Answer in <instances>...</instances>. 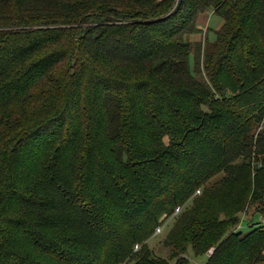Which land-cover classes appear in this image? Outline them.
Returning a JSON list of instances; mask_svg holds the SVG:
<instances>
[{
    "label": "trees",
    "instance_id": "obj_1",
    "mask_svg": "<svg viewBox=\"0 0 264 264\" xmlns=\"http://www.w3.org/2000/svg\"><path fill=\"white\" fill-rule=\"evenodd\" d=\"M189 252L264 264V0H0V264Z\"/></svg>",
    "mask_w": 264,
    "mask_h": 264
},
{
    "label": "rangeland",
    "instance_id": "obj_2",
    "mask_svg": "<svg viewBox=\"0 0 264 264\" xmlns=\"http://www.w3.org/2000/svg\"><path fill=\"white\" fill-rule=\"evenodd\" d=\"M206 15H207L206 19L204 17L200 18L199 23H198V25H200L199 27H201V30H202L201 35H198L197 37H195L196 40H199L202 43L205 40L207 34H208L209 38H211L213 33L216 32V30H218L222 24L221 18L218 17L217 15H214L212 11L207 12ZM209 30H210V32H208ZM177 213H175V214H177ZM243 219L246 220V217L243 216ZM169 221H166L164 223V225L162 227H160V233L157 234L156 237H154L153 239H151L148 242L149 247L153 251V253L156 256H159L161 258H166L168 255V251L162 246V240L169 230V227H170ZM244 226L245 225L243 224L242 228H245ZM247 231L248 230H246V229H242L243 233H246ZM210 255L211 254H208V252H207V257ZM187 257L191 261V264H204V262L206 260V256L195 259L191 252L188 253Z\"/></svg>",
    "mask_w": 264,
    "mask_h": 264
},
{
    "label": "built area",
    "instance_id": "obj_3",
    "mask_svg": "<svg viewBox=\"0 0 264 264\" xmlns=\"http://www.w3.org/2000/svg\"><path fill=\"white\" fill-rule=\"evenodd\" d=\"M177 212H178V210L175 211V213H177ZM159 233H160V228L156 229V231H155V235H157V234H159ZM136 250H138V247H137V246L135 247L134 251H136ZM212 251H213L212 249L209 250V251H208V254H211Z\"/></svg>",
    "mask_w": 264,
    "mask_h": 264
}]
</instances>
